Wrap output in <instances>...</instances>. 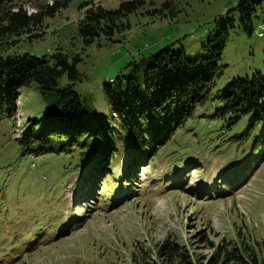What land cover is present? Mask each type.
<instances>
[{
  "label": "rangeland",
  "instance_id": "1",
  "mask_svg": "<svg viewBox=\"0 0 264 264\" xmlns=\"http://www.w3.org/2000/svg\"><path fill=\"white\" fill-rule=\"evenodd\" d=\"M122 1L68 0L43 16L32 31L39 36L8 38L15 40L9 50L79 58L78 77L62 73L56 87L71 83L109 118L105 81L127 75L129 61L165 45L183 48L187 59L203 55L215 18L227 10L234 26L209 92L150 162L131 165L133 153L121 150L106 176L92 177L98 156L90 162L78 151L21 153L18 138L42 128L50 106L35 83L21 87L10 118L0 115V264H135L144 252L156 261V245L166 237L193 261L208 258L222 240L244 239L264 264V124L247 127V115L232 122L213 116L233 77H264V3L255 7L248 35L232 9L237 0H143L127 15L128 29L84 44L77 32L82 6L114 9ZM53 2L33 0L25 8Z\"/></svg>",
  "mask_w": 264,
  "mask_h": 264
},
{
  "label": "trees",
  "instance_id": "2",
  "mask_svg": "<svg viewBox=\"0 0 264 264\" xmlns=\"http://www.w3.org/2000/svg\"><path fill=\"white\" fill-rule=\"evenodd\" d=\"M25 1L31 2L25 5ZM67 1L54 0L51 5L27 13L25 7L35 4L33 0H0V50L4 52L0 53V115L5 113L10 118L19 89L35 83L39 92L49 98L50 106L44 112L46 118L39 122L44 126L39 129L36 125L31 126L18 138L17 145L22 154L78 151L82 157L90 158V162L98 156L92 177L102 173L106 176L107 166L115 161L121 150L133 153L131 165L150 162L192 114L194 106L205 99L228 31L234 26L233 17L225 10L215 18V30L207 37L204 54L194 59H187L183 48L172 49L165 45L129 61L131 72L102 84L110 108L107 118L100 116L71 83L56 87L57 77L62 73H67L70 80L78 77L75 62L79 58L74 57L69 62L60 50L48 56L9 50L15 40L8 38L39 36L32 31L41 25L43 16L54 13ZM170 1L164 0L163 5ZM141 3L143 0H124L114 9L84 4L77 24L82 42L89 44L101 36L112 39L115 33L128 29L126 17ZM261 3L264 0H237L232 8L237 11L248 35L253 31L252 13ZM221 99L223 104L213 116L225 120L227 115L228 122H232L237 116L247 115V127L260 122L264 124V77L261 74L233 77L226 84ZM55 120L58 123H54ZM124 179L132 182L127 172ZM83 190L86 193V187ZM240 240V244L222 240L213 247L208 258L196 256L193 261L185 246L166 237L156 245V261L144 252L138 255L135 264H263L255 248L244 239Z\"/></svg>",
  "mask_w": 264,
  "mask_h": 264
},
{
  "label": "bare ground",
  "instance_id": "3",
  "mask_svg": "<svg viewBox=\"0 0 264 264\" xmlns=\"http://www.w3.org/2000/svg\"><path fill=\"white\" fill-rule=\"evenodd\" d=\"M258 35H262V33L261 32H258Z\"/></svg>",
  "mask_w": 264,
  "mask_h": 264
},
{
  "label": "built area",
  "instance_id": "4",
  "mask_svg": "<svg viewBox=\"0 0 264 264\" xmlns=\"http://www.w3.org/2000/svg\"><path fill=\"white\" fill-rule=\"evenodd\" d=\"M262 27V26H261Z\"/></svg>",
  "mask_w": 264,
  "mask_h": 264
}]
</instances>
